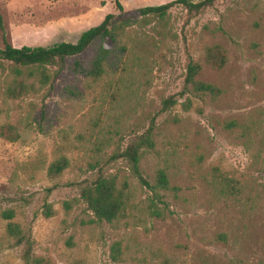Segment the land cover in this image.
Listing matches in <instances>:
<instances>
[{"label": "rangeland", "instance_id": "rangeland-1", "mask_svg": "<svg viewBox=\"0 0 264 264\" xmlns=\"http://www.w3.org/2000/svg\"><path fill=\"white\" fill-rule=\"evenodd\" d=\"M116 1L128 12L172 0H0L4 39L16 48L74 43L106 14L118 15ZM120 39L124 51L101 77L63 71L52 88L17 100L3 94L13 74L0 67V125L20 121L16 141L0 137V208L14 210L33 254L48 264H264V0H216L193 14L174 5L162 20L136 18ZM211 45L226 52L220 69L203 62ZM189 59L200 66L196 80L219 94L192 99L183 111L177 94ZM170 96L177 103L163 110ZM31 103L43 106L39 129L26 117ZM149 127L153 149L142 155V175L151 182L163 169L177 188L155 202L162 218L148 215L150 192L115 156ZM58 158L68 166L49 178ZM98 170L128 184L131 205L110 224L93 221L73 186ZM4 225L0 219V264H21Z\"/></svg>", "mask_w": 264, "mask_h": 264}, {"label": "trees", "instance_id": "trees-1", "mask_svg": "<svg viewBox=\"0 0 264 264\" xmlns=\"http://www.w3.org/2000/svg\"><path fill=\"white\" fill-rule=\"evenodd\" d=\"M216 0H172L164 4L144 6L132 11L124 12L121 5L116 1L115 7L118 15L106 14L102 21L96 26L90 27L80 33L74 43L59 42L49 47L19 48L11 46L4 39L3 29L0 23V31L3 45L0 48V67L7 63L13 77L4 88L3 94L6 98L17 100L30 94H34L38 88H52L53 82L63 71L68 75L80 76L82 78L97 79L104 73V66L108 61H114L124 51L121 42V33L124 27L130 26L136 18L154 17L162 20L168 10L174 5H180L187 14L198 13L205 8L211 7ZM133 14L134 16H130ZM203 62L211 69H220L226 63V52L219 45L207 46L203 51ZM200 66L191 59L184 67L183 80L177 96L185 97L180 103L183 111L191 107L192 99H201L203 96L211 98L219 94V90L205 82L196 80ZM64 92L69 95H78L75 85H64ZM177 103L170 96L161 101L162 109L165 110ZM29 104L26 117L30 116V123L40 128L44 117L43 106L36 108ZM32 113V114H31ZM18 121L3 123L0 125V137L14 142L19 138ZM28 125V123H26ZM234 121L225 122L226 128H233ZM153 149L152 130L149 127L140 136L132 137L124 149L117 152L115 156L126 162L129 175L135 178L140 186L150 192L146 198L145 209L150 217L162 218L163 209L158 208L155 202L164 204L163 198L166 192L176 193L177 188L169 186L168 178L163 169H156L152 181L146 180L140 170V161L145 151ZM68 162L65 158L52 161L46 174L49 178L57 177ZM77 189L78 198L90 211L93 221L97 223L110 224L125 217L130 207V194L126 181H117L115 175L100 172L73 183ZM166 206V205H165ZM64 212L70 208L69 203H63ZM42 216L49 218L53 215L50 205L43 203ZM15 212L12 208H0V219L5 221L4 234L9 240L11 247H21L19 259L21 264H48L46 258L33 254V241L25 233L21 224L14 222ZM119 244L114 243L110 248L115 255L119 254Z\"/></svg>", "mask_w": 264, "mask_h": 264}]
</instances>
